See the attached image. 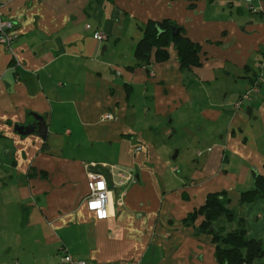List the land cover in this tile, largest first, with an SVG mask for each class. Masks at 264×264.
Masks as SVG:
<instances>
[{
	"label": "crops",
	"instance_id": "crops-1",
	"mask_svg": "<svg viewBox=\"0 0 264 264\" xmlns=\"http://www.w3.org/2000/svg\"><path fill=\"white\" fill-rule=\"evenodd\" d=\"M0 1L18 34L13 55L0 43V264H57L63 246L96 264H218L203 215L190 217L215 192L232 216L212 227L264 246V197L240 200L264 174V0ZM163 19L199 45V65L182 67L173 43L164 60L134 56ZM34 115L45 137L16 130ZM110 165L135 181L116 185ZM89 171L111 188L101 220L85 206Z\"/></svg>",
	"mask_w": 264,
	"mask_h": 264
},
{
	"label": "trees",
	"instance_id": "trees-1",
	"mask_svg": "<svg viewBox=\"0 0 264 264\" xmlns=\"http://www.w3.org/2000/svg\"><path fill=\"white\" fill-rule=\"evenodd\" d=\"M190 1L193 3L196 0ZM142 31V37L133 48L137 59L147 62L153 53L155 60H164L168 57V45L173 43L182 67L200 64L199 45L189 39L182 32V28L170 20H149ZM175 31L178 32L174 34ZM256 197H264V174L254 172L253 188L242 192L240 200L251 201ZM227 202L224 192L210 193L205 203L190 217L193 218L197 214L203 215L204 218L199 227L202 231L212 234L213 241L216 243L215 257L218 264L249 263L264 252V246L260 240L247 237L244 228L223 232L216 231L212 227V222L219 216H232L231 210L226 207Z\"/></svg>",
	"mask_w": 264,
	"mask_h": 264
},
{
	"label": "built area",
	"instance_id": "built-area-1",
	"mask_svg": "<svg viewBox=\"0 0 264 264\" xmlns=\"http://www.w3.org/2000/svg\"><path fill=\"white\" fill-rule=\"evenodd\" d=\"M1 7L2 3L0 1V43L9 53H11V55H13V42L17 38L18 34L15 31L14 22L2 14ZM86 27H89V24H86ZM93 36L99 40L106 38V35L99 31L94 32ZM12 62L14 65L17 64L16 60H12ZM261 64L264 65V60ZM260 83L261 77L258 75L255 76L248 89L244 90L234 101L233 108L235 110L242 109L251 96L258 91ZM104 116L106 119H112L113 113H106ZM140 149L141 146H137L135 148L136 151ZM110 168L112 174L117 177L116 182L114 181L116 185H126L135 181V174L133 171L121 168L116 169L115 165H110ZM87 188L88 192L84 198L86 209L93 213L95 219L97 220L106 218L110 214L109 203L111 194V188L109 187L106 178L99 172H87ZM57 264L96 263L92 259L73 255L65 246H63L57 251Z\"/></svg>",
	"mask_w": 264,
	"mask_h": 264
},
{
	"label": "water",
	"instance_id": "water-1",
	"mask_svg": "<svg viewBox=\"0 0 264 264\" xmlns=\"http://www.w3.org/2000/svg\"><path fill=\"white\" fill-rule=\"evenodd\" d=\"M178 31H175L177 33ZM245 113L247 116H251V107H246ZM36 119V123L34 125H26V126H16V130L21 134H29L31 132H36L38 135L45 137L46 123L42 116L34 115ZM176 157V151L174 152L172 159Z\"/></svg>",
	"mask_w": 264,
	"mask_h": 264
}]
</instances>
